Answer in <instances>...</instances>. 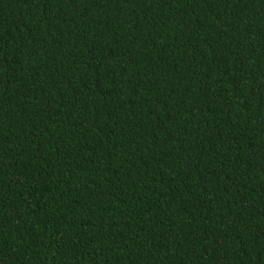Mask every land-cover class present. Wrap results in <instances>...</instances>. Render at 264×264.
<instances>
[{
	"label": "trees",
	"instance_id": "1",
	"mask_svg": "<svg viewBox=\"0 0 264 264\" xmlns=\"http://www.w3.org/2000/svg\"><path fill=\"white\" fill-rule=\"evenodd\" d=\"M0 264H264V0H0Z\"/></svg>",
	"mask_w": 264,
	"mask_h": 264
}]
</instances>
